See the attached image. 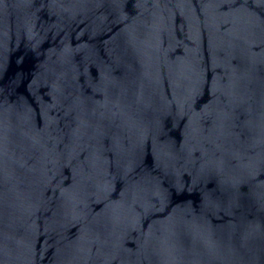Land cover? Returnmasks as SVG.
Here are the masks:
<instances>
[{
	"label": "water",
	"instance_id": "1",
	"mask_svg": "<svg viewBox=\"0 0 264 264\" xmlns=\"http://www.w3.org/2000/svg\"><path fill=\"white\" fill-rule=\"evenodd\" d=\"M0 264H264V0H0Z\"/></svg>",
	"mask_w": 264,
	"mask_h": 264
}]
</instances>
